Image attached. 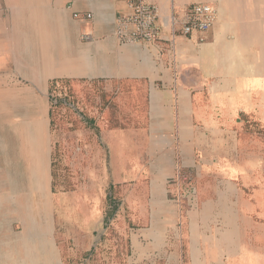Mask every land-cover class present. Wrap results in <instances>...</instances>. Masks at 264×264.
Returning a JSON list of instances; mask_svg holds the SVG:
<instances>
[{"label": "crops", "instance_id": "0c3cea01", "mask_svg": "<svg viewBox=\"0 0 264 264\" xmlns=\"http://www.w3.org/2000/svg\"><path fill=\"white\" fill-rule=\"evenodd\" d=\"M155 3L160 39L124 44L115 30L117 18L131 13L125 0H0V106H13L22 120L16 157L28 170L41 162L45 178L61 162L51 128L55 114L46 106L55 98V81L117 92L118 100L137 101L141 108H125L127 118L120 116L114 127L104 123L100 133L78 129L77 135L87 134L79 147L84 180L63 192L61 216L83 217L80 229L94 232L110 190L117 220L126 222L123 229L116 223L127 239L125 264H264V241H257L264 225L248 220L255 203L247 202L234 180L248 168L240 154L256 143L254 132L247 137L246 122L264 103V0ZM202 3L218 11L205 40L183 35L181 25L173 38V19ZM172 40L175 54L169 51ZM137 88L143 92L134 94ZM226 151L228 159L220 158ZM251 167L258 168L257 162ZM191 180L195 205L186 186ZM69 193L78 194V210L71 209ZM252 193L256 199L257 189ZM222 207L226 219L218 212Z\"/></svg>", "mask_w": 264, "mask_h": 264}, {"label": "rangeland", "instance_id": "374dc122", "mask_svg": "<svg viewBox=\"0 0 264 264\" xmlns=\"http://www.w3.org/2000/svg\"><path fill=\"white\" fill-rule=\"evenodd\" d=\"M55 85L52 84L51 93L54 92L59 102L52 98L50 104L46 106L52 107L55 114L53 120L51 119V128L52 133L56 131L59 139L60 144L57 143V147L59 144L62 158L57 167L53 168L52 177L47 174L45 178L43 171L45 166L43 167L41 162L37 163V168L28 170L25 168L26 163L24 168L21 167L14 152V143L17 141L21 145L22 120L20 116L14 114L13 106H0V264H125L123 261L127 252V239L125 235L117 231L123 229L126 222L117 220L119 208L114 207L116 202L114 199L111 202L110 190L105 194L107 202L104 204L103 222L94 232L91 230L85 233L80 229L85 220L83 217L72 216L64 219L58 206L66 204V196L63 192L77 190L84 180L79 170L84 154L79 147L84 145L87 134L83 132L77 135L78 129L100 133V130L103 131L104 123L110 122L112 127L116 126L114 123L117 120L119 122L120 116L127 118L124 116L125 108L139 109L141 103L136 101L134 105L130 104V101L128 104L124 100H118L121 95L117 96V92L113 91L102 90L105 92L102 96L100 89L93 84H83L80 89L78 86L73 87L59 82L58 90ZM262 90L264 91V86ZM142 92L141 88L133 91L134 94ZM106 95L113 98L115 105L110 106L106 103ZM136 98L140 99V97ZM121 102L123 105L120 104ZM40 108L42 111L43 105H39ZM89 120L95 121L93 127H90ZM246 125L247 137L249 138L254 132L256 143H250L249 151L245 149L246 152L240 154L242 157L240 161L246 162L248 168L241 170L242 173L239 172V177L234 180L242 192L246 191L242 194L247 202L252 200L251 202L255 203L256 213L253 215L248 213V220H252V224L264 225V103L261 111L255 115V120L246 122ZM41 131L42 128L39 127L38 135ZM19 132V140H17ZM70 134L71 136L68 137ZM80 137L83 139V144ZM68 140L72 145L67 143H70ZM90 140H93V135ZM32 147L35 148V146ZM36 147H38L37 144ZM65 155L67 159L63 157ZM229 155L228 151L219 153V157L223 159L225 157L226 160ZM255 162L258 168L254 169L251 165ZM215 173L219 174L217 170ZM189 182L190 184L186 185L189 189L187 192L193 203L194 197L198 198V194L194 192L195 184L192 180ZM254 189L258 191L256 199L251 196ZM74 195L78 194L70 195L71 209L78 210L79 199ZM94 204L98 212L101 206ZM195 204L196 202L193 203ZM216 205L218 208L221 207ZM218 212H222V216L227 218L228 215L225 214L223 207L221 211L218 209ZM218 212L216 214L220 215ZM134 219L142 220L139 217ZM72 221L76 225H72ZM243 221L241 219L239 222ZM93 222H95L94 218L89 222L90 229H93ZM220 222L223 220L219 218L217 225ZM116 223L119 224L118 229ZM259 228L264 231V227ZM257 236L258 242L264 241V237L259 238L261 237L259 233ZM123 253H125L124 256Z\"/></svg>", "mask_w": 264, "mask_h": 264}, {"label": "built area", "instance_id": "2783aa9c", "mask_svg": "<svg viewBox=\"0 0 264 264\" xmlns=\"http://www.w3.org/2000/svg\"><path fill=\"white\" fill-rule=\"evenodd\" d=\"M131 13L117 18L115 35L118 41L124 44H155L160 38L158 20L160 17L159 8L155 0H125ZM75 18H92L91 14L75 13ZM218 19L217 9L210 4H195L186 9L181 19H173V38L178 32L177 26L182 27V34L192 36L200 34L203 42V35L209 32ZM169 51L175 54V41L172 40Z\"/></svg>", "mask_w": 264, "mask_h": 264}, {"label": "trees", "instance_id": "16d2710c", "mask_svg": "<svg viewBox=\"0 0 264 264\" xmlns=\"http://www.w3.org/2000/svg\"><path fill=\"white\" fill-rule=\"evenodd\" d=\"M59 82L60 81H55V83H54V85H55V88H57L56 90H58V88H59ZM54 93V92H53ZM102 93V96L104 95V92H101ZM102 96H101V98H102ZM53 98V97H52ZM54 100H56L57 101V103L59 102L57 99L58 98H53ZM105 99H106V103L108 104V105H110V106H112L113 105V98L110 96V95H106L105 96ZM87 120H88V118H86ZM90 121V127H93L94 125H95V121L94 120H89ZM94 129H96V128H94Z\"/></svg>", "mask_w": 264, "mask_h": 264}]
</instances>
